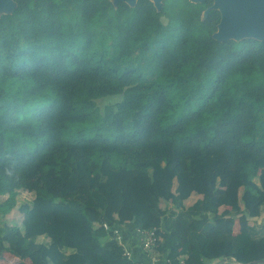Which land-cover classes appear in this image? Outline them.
<instances>
[{"label":"trees","instance_id":"1","mask_svg":"<svg viewBox=\"0 0 264 264\" xmlns=\"http://www.w3.org/2000/svg\"><path fill=\"white\" fill-rule=\"evenodd\" d=\"M13 1L0 16V257L151 264L107 223L163 229L161 264H264V41L215 40L210 0Z\"/></svg>","mask_w":264,"mask_h":264},{"label":"water","instance_id":"2","mask_svg":"<svg viewBox=\"0 0 264 264\" xmlns=\"http://www.w3.org/2000/svg\"><path fill=\"white\" fill-rule=\"evenodd\" d=\"M138 0H117L135 6ZM160 11L163 1L151 0ZM203 2L204 0H193ZM16 8L13 0H0V16L9 14ZM213 10H219L222 18L213 38L224 42L227 40L240 41L246 38L264 41V0H215ZM209 11H207L208 13ZM206 13V14H207Z\"/></svg>","mask_w":264,"mask_h":264},{"label":"built area","instance_id":"3","mask_svg":"<svg viewBox=\"0 0 264 264\" xmlns=\"http://www.w3.org/2000/svg\"><path fill=\"white\" fill-rule=\"evenodd\" d=\"M104 229L108 232L111 240L117 241L124 247V254L127 258H133V252L130 242H135L151 264H161V258L155 253L158 243L163 239V229L142 230L139 228L133 229L132 232L127 233L128 227L103 224ZM166 264H173L170 259L165 261ZM183 263V261H181Z\"/></svg>","mask_w":264,"mask_h":264},{"label":"rangeland","instance_id":"4","mask_svg":"<svg viewBox=\"0 0 264 264\" xmlns=\"http://www.w3.org/2000/svg\"><path fill=\"white\" fill-rule=\"evenodd\" d=\"M113 2H116L117 0H112ZM122 100V96L120 95H116V96H109L106 98L101 99L100 101L97 102L98 107L100 108V110H103L107 105L110 104H114L116 102H119ZM50 178L54 181L56 188L52 189L51 192L55 195V196H59V190H60V186L56 181V175L54 174V172H50ZM82 184L86 185L87 181L83 180ZM34 195L32 193H28L25 191H21L19 192V203H21L24 199H33ZM199 198V196L197 194H195L194 197H192L190 200H188L186 202V205H190L191 203L195 202L197 199ZM172 207L171 205H167L166 203H162V207ZM23 218V215L18 211V209H14L10 214H8L6 216V222L8 224H19L21 223ZM239 224L237 223L235 226V232H238L239 230ZM14 258L13 256H11L8 252H5L3 256L0 257V261L1 262H8V263H13L14 262ZM211 261L213 262V260L211 259Z\"/></svg>","mask_w":264,"mask_h":264},{"label":"crops","instance_id":"5","mask_svg":"<svg viewBox=\"0 0 264 264\" xmlns=\"http://www.w3.org/2000/svg\"><path fill=\"white\" fill-rule=\"evenodd\" d=\"M175 188H176V185H175ZM198 196H199V198H201L202 196L200 195V194H197ZM195 196V194L192 196V197H194ZM191 197V198H192ZM190 198V199H191ZM198 198V199H199ZM189 199V200H190ZM197 199V200H198ZM196 202V201H195ZM192 204H194V202L193 203H191L190 205H187V206H191ZM235 230V229H234ZM239 230V229H238ZM239 232V231H238ZM238 232H235V234H237ZM130 246H131V249H132V252H133V256H137V257H140V259L141 258H144L145 257V259H146V256L144 255V253H143V251L140 249V247L135 243V242H133V241H131L130 242ZM9 253V252H8ZM11 256H13V258L15 259L14 260V262L12 263V264H15V263H17L18 261H19V258L18 257H16V256H14V255H12L11 253H9ZM0 263H4V264H11V263H8V262H1L0 261ZM213 264H220V263H222V262H220V261H214V262H212Z\"/></svg>","mask_w":264,"mask_h":264},{"label":"flooded vegetation","instance_id":"6","mask_svg":"<svg viewBox=\"0 0 264 264\" xmlns=\"http://www.w3.org/2000/svg\"><path fill=\"white\" fill-rule=\"evenodd\" d=\"M193 3H204L205 1H208V0H204L203 2H194L193 0H191ZM211 2H212V4H211V6L209 7V8H207L204 12H203V15H202V17H206V13H207V11H211V10H213V9H211L212 7H213V5H214V3H215V0H210ZM217 11H219V10H217ZM220 12V11H219ZM220 14H221V12H220ZM221 18H222V15H221ZM221 22V21H220Z\"/></svg>","mask_w":264,"mask_h":264}]
</instances>
